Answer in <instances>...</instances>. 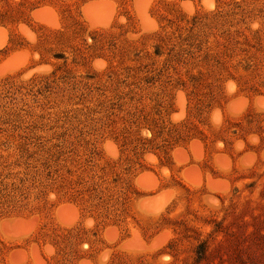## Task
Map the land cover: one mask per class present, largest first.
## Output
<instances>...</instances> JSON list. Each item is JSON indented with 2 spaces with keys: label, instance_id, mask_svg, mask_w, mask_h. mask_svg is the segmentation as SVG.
<instances>
[{
  "label": "rangeland",
  "instance_id": "rangeland-1",
  "mask_svg": "<svg viewBox=\"0 0 264 264\" xmlns=\"http://www.w3.org/2000/svg\"><path fill=\"white\" fill-rule=\"evenodd\" d=\"M0 264H264V0H0Z\"/></svg>",
  "mask_w": 264,
  "mask_h": 264
}]
</instances>
